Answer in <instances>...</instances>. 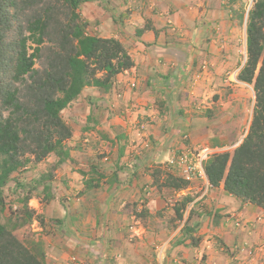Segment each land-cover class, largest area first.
I'll return each mask as SVG.
<instances>
[{
  "label": "crops",
  "instance_id": "obj_1",
  "mask_svg": "<svg viewBox=\"0 0 264 264\" xmlns=\"http://www.w3.org/2000/svg\"><path fill=\"white\" fill-rule=\"evenodd\" d=\"M110 2V9L126 14L124 34H119L109 12L103 15L102 10L96 14L105 25L95 18L100 28L97 34L119 39L134 65L116 76L110 91L87 87L63 111L73 129L65 144L70 159L54 171L56 182H52L51 199L30 200L36 204L35 218L41 219V224L34 220V226L46 263L264 264V210L227 195L222 184L205 190V183L193 181L185 190L173 192V204L186 196L193 199L184 216L191 215L201 223L193 233L201 238L196 247L175 243L167 247L169 239L178 236L181 225L171 233L161 224L159 229L148 231L127 209L130 204L137 212L143 209L144 213L173 215V208L169 209L165 200L168 190L155 188L152 171L158 168L166 172L167 160L173 153H195L199 147L211 152L231 150L241 138L231 147L236 137L232 132L226 134L228 124L207 121L201 115L204 111L197 115L192 111L195 105L200 110V103H192L188 87L194 76L190 75L200 78L198 71L208 62L215 44L204 37L205 29L190 17L203 10L197 7L200 12L191 11L189 4L184 5L186 0ZM214 2L209 0L208 5ZM144 27L147 30L139 36L135 34ZM179 27L182 32L191 29V37L178 38ZM198 30L197 38L194 35ZM189 48L192 58H187ZM235 81L239 83L236 76ZM74 110L88 111L78 129ZM92 112L96 119L90 124ZM141 125L144 129L139 136L137 128ZM163 152L168 155L164 159ZM45 185L49 186L48 182ZM130 218L136 219L137 237L120 245L118 236L121 232L127 235L126 222ZM108 229L118 239L103 248L96 247L101 238L108 242Z\"/></svg>",
  "mask_w": 264,
  "mask_h": 264
},
{
  "label": "trees",
  "instance_id": "obj_2",
  "mask_svg": "<svg viewBox=\"0 0 264 264\" xmlns=\"http://www.w3.org/2000/svg\"><path fill=\"white\" fill-rule=\"evenodd\" d=\"M90 1L94 0H0V264H47L41 241L29 244L15 232L34 219L41 224L28 202L36 198L41 183L52 182L53 174L42 173L33 186L16 181L18 189L26 191L18 198L20 207L5 215L4 189L12 175L49 158L55 160V171L69 160L65 144L73 129L63 111L86 87L110 91L116 76L134 65L119 39L87 33L89 22L82 19L79 10ZM96 1L101 8H108L112 22L123 35L126 14L114 8L112 11L110 0ZM252 1L246 12L245 57L236 74V80L253 91L249 123L240 133L241 141L238 143L237 137L231 141V147L237 146L211 153L203 168L210 186L222 184L227 195L264 210V0ZM238 2L243 0H227V6L223 3L218 9L231 14ZM244 16V10L237 16L241 23ZM145 28L135 34L139 36ZM204 113L211 118L210 110ZM151 177L159 191L180 192L190 184L160 169L152 171ZM45 184L41 196L49 201L51 186ZM84 186L89 187L87 183ZM192 200L186 196L174 204L177 221L183 220ZM189 216L176 244L189 241L196 247L200 237L193 233L201 223Z\"/></svg>",
  "mask_w": 264,
  "mask_h": 264
},
{
  "label": "rangeland",
  "instance_id": "obj_3",
  "mask_svg": "<svg viewBox=\"0 0 264 264\" xmlns=\"http://www.w3.org/2000/svg\"><path fill=\"white\" fill-rule=\"evenodd\" d=\"M187 3H184V5L189 4L192 9L191 11H199L200 9L205 11L204 16L203 11H199L200 13H191L190 17L195 19V22L197 23V26H202V29H205V38L211 40L214 44L211 51V57L209 58L207 63H204L202 66H204L203 69L199 70L198 72L201 73L198 77H195L196 74H191L190 76H194V81L192 84L188 87L189 94L192 96L193 104H199L200 103V110L197 109L196 105L193 107V112L195 115H197L198 111H208L205 110L204 107H211V118H207L203 113L201 114L202 117H206L207 121H215L216 123H224L227 125V132L226 134H229L232 132L233 137H237V142L240 140L242 133V129L244 127V130L247 129L249 119H250V113L253 106V91L252 88L249 85L246 84H236L235 76L238 72V67L241 63H243V58L245 56V22H246V12L248 9H250L253 1L252 0H243V2H238L234 5L235 12H232L231 14L228 13L225 9H218V6L220 4H223L227 6V0H216L212 5L211 3L208 5L209 0H186ZM111 4V2H110ZM201 4L203 7H201ZM197 7H200L198 9ZM112 11H113V7ZM102 10V11H101ZM245 11L244 21L241 23L238 19V15ZM101 11L103 15L107 13V10L104 12V10L100 7V5L97 4V1H90L87 4H83L79 10L80 16L82 19H86L89 21L87 29V33H98V30L100 29L97 27L98 22H95V18H98L101 20L104 24V19H100L97 16V12ZM110 15V13H108ZM92 17V18H91ZM104 18V17H103ZM219 20V21H217ZM178 28V32L176 33V36L179 38L183 37H191V29L186 28L184 32H182V28ZM183 36V37H182ZM199 30L196 32V36L199 37ZM195 41V40H194ZM195 48V47H193ZM189 50V55L187 58H192V49ZM182 56V55H181ZM180 56V57H181ZM237 60V62H236ZM237 70V71H236ZM222 78V81H221ZM218 82V83H217ZM218 91L217 93H215ZM75 117V123L76 129L79 128L80 125H82L83 121H85V117L88 116L87 112L81 113L78 110H74ZM80 113V114H79ZM93 113V112H92ZM64 117H69L66 113L63 114ZM84 116V117H82ZM94 119H96V114H92L90 116V124H93ZM219 131V129H216ZM225 134V135H226ZM110 146H108V149ZM203 147H199L197 149L198 151H202ZM226 151V150H223ZM196 152V153H197ZM218 152V151H217ZM167 152L162 153V159L166 158ZM56 159V158H55ZM54 159L49 158L48 161H43L40 163H34L28 165V167L20 170L19 174H14L11 177V181L8 183L6 188L4 189V197H5V215H9L11 211H15L17 209L16 207H20L18 198L20 199L23 195V193L26 190L21 191L18 189L16 185V181L21 182L27 186H33L36 183H39L40 177L42 173L44 175H47L48 172H51V174H54V170H52V166L54 164ZM158 168L154 169L157 170ZM153 170V171H154ZM16 179V180H15ZM15 180V181H14ZM55 181V179H53ZM52 180V182H53ZM50 184V186L53 185L52 182L45 181L43 184L41 183L38 187V190L35 192L36 198L40 196L39 199L42 198V192L41 187L47 183ZM56 182V181H55ZM38 186V185H37ZM162 189L161 191H163ZM52 191V188H51ZM53 192L56 194H60L57 189H53ZM77 196V195H76ZM75 197V196H72ZM173 198H175V194L173 192H166V203L168 205V208H173L174 202ZM32 200V199H31ZM172 200V201H171ZM172 204V206H170ZM36 204L34 202H28V207L30 209L35 210ZM127 209L130 210L131 214H133L136 207H131L130 204L127 205ZM135 212V216H136ZM133 216V215H132ZM187 218L185 215L183 217V220L177 221L175 219V215L168 214L167 212H162L161 214L153 213L149 214L148 212L139 218L142 225H144V228H146L148 231L150 229H159L160 224L163 226V229L167 228L168 232L171 233L176 227H179L181 225V229L178 233V236L174 237L173 239H169V242L166 243L167 247H171L173 243H177L178 240L182 238V226L184 225V221ZM35 220V219H34ZM34 220L27 224L25 227H23L20 230H17L15 232L16 236L20 239H25L29 244L32 241H38L34 226ZM136 219L130 218V222H126V227H128V233L127 235L123 236L122 232L118 236L120 237V245H123L124 243H131L132 240L137 237L134 232V226L137 227L138 225L135 224ZM194 220V218H193ZM160 221V222H158ZM123 225V223H121ZM194 237H198L195 233ZM108 242L105 243V240L103 238L100 239V246L96 245V247L103 248L106 245H110L114 243L118 238L113 237V231L108 229ZM201 238L199 239L200 242ZM184 247L190 246L189 241H187L184 245ZM154 249V247H153ZM162 251V249H161ZM166 250H164L165 253ZM203 259L200 260L202 262Z\"/></svg>",
  "mask_w": 264,
  "mask_h": 264
},
{
  "label": "built area",
  "instance_id": "obj_4",
  "mask_svg": "<svg viewBox=\"0 0 264 264\" xmlns=\"http://www.w3.org/2000/svg\"><path fill=\"white\" fill-rule=\"evenodd\" d=\"M143 129V125L138 127L137 134L139 135ZM213 152L216 151L211 152L208 149H203L197 153H192L188 150H184L179 154L173 153L167 160V171L168 173L181 177L189 183L193 181L203 182L205 183L204 189L208 190L209 183L203 168V163L207 156Z\"/></svg>",
  "mask_w": 264,
  "mask_h": 264
},
{
  "label": "clouds",
  "instance_id": "obj_5",
  "mask_svg": "<svg viewBox=\"0 0 264 264\" xmlns=\"http://www.w3.org/2000/svg\"><path fill=\"white\" fill-rule=\"evenodd\" d=\"M88 30V29H87ZM89 31V30H88ZM88 34H90V35H95V33H88ZM245 57V56H244ZM242 84V83H241ZM247 85V84H246ZM134 86V85H133ZM87 88V87H86ZM95 88V87H94ZM85 89V88H84ZM83 89V90H84ZM64 114V113H63ZM66 117V116H65ZM68 119V118H67ZM223 151V150H222ZM222 151H218V152H222ZM199 152V151H198ZM217 152V151H216ZM196 153V152H195ZM214 153V152H213ZM166 165H167V163H166ZM168 171L166 170V172H163V173H167ZM209 187H211L210 185H209ZM209 189V188H208ZM177 193V192H176ZM176 195V194H175ZM174 202V201H173ZM135 212H137L136 210H134ZM141 212H143V209H141L140 210ZM141 212H138L139 214L141 213ZM147 213V212H146ZM137 214V213H136Z\"/></svg>",
  "mask_w": 264,
  "mask_h": 264
}]
</instances>
